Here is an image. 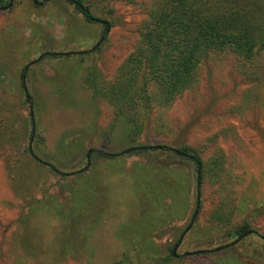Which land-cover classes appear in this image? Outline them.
I'll return each instance as SVG.
<instances>
[{"label":"rangeland","instance_id":"obj_1","mask_svg":"<svg viewBox=\"0 0 264 264\" xmlns=\"http://www.w3.org/2000/svg\"><path fill=\"white\" fill-rule=\"evenodd\" d=\"M39 1L12 0L9 7L0 9V264H11L8 260L19 247L14 238L23 234L26 224L20 227L15 219L20 204L29 198L34 200L23 207V213L32 212L27 231L39 236L42 249L33 246L24 250L39 258L46 254L43 251L51 252L60 225L56 216L40 213L46 208V193L59 198L57 189L71 182L70 172L87 167V177L98 178L107 205L88 231L86 248L81 252L84 258L89 257V264H110L122 249L120 226L131 212L127 204L132 199L133 163L147 164L151 175L157 168L163 170L160 177L173 179L182 174L185 187L182 183L176 188L178 199L184 200L182 191L188 190L184 216L153 230L152 239L160 247L155 255L167 254L196 211L175 248L176 256L166 264H264V240L260 237L264 234V53L256 57V67L249 63L243 66L225 54L208 56L200 62L194 84L168 105L157 104L153 97L139 134L130 141L126 137L129 123L121 117L111 121L110 107L93 102L80 79L84 65L91 61L106 77L113 75L135 44L145 0H95L92 12L112 24L105 31L99 22H86L67 0ZM25 65L22 87L19 71ZM148 91L156 97L152 88ZM27 101L33 105L35 128L43 136L38 147L34 146L41 162L25 150ZM21 126L24 131L14 134ZM160 144L190 146L205 164L213 159L216 166L219 164L218 182L203 184L197 207L190 185L191 169L169 152L118 154L137 145ZM89 148L118 155L106 158L97 152L88 158L84 169ZM21 159L31 163L29 170L24 167L21 174L9 170L8 164L18 165ZM49 165L64 176L53 173ZM38 171L36 177L32 172ZM27 176L30 181L35 179L30 188H26ZM221 197L233 212L226 223H214L212 209ZM37 199L38 211L33 212L29 205ZM243 220L253 231L232 243L236 237L228 230ZM216 247L220 249L214 250ZM75 262L57 264H82ZM141 264L151 263L143 260Z\"/></svg>","mask_w":264,"mask_h":264},{"label":"trees","instance_id":"obj_2","mask_svg":"<svg viewBox=\"0 0 264 264\" xmlns=\"http://www.w3.org/2000/svg\"><path fill=\"white\" fill-rule=\"evenodd\" d=\"M67 1L73 4L86 22H99L103 25L104 31L111 27L109 20L92 12L95 0ZM118 1L133 3L136 0ZM6 3L7 1L0 0L1 6ZM143 6L144 17L137 24L135 44L117 66L113 75L106 77L98 65L91 61L84 65L80 79L81 85L89 91L93 102L105 103L110 107L111 121L121 117L129 123L126 137L130 141L139 134L142 117L149 111V103L153 97L157 104L168 105L178 94L194 84L197 68L208 56L225 54L237 58L243 66L245 63L254 66L256 57L261 52L264 53V0H145ZM25 72L26 65L19 71V84L22 87ZM151 88L156 92V97L148 91ZM27 102V130L23 133L26 139L25 150L34 160L41 162L37 158L34 146L38 147L43 136L34 125L33 105L30 101ZM111 127L112 125L109 128ZM22 131L24 128L21 126L18 131H14V134H21ZM102 136L105 137L104 131ZM133 148L128 152L136 155L148 151L157 153L167 151L191 169L190 181L193 182L190 185H193L195 192L194 204L197 195L199 197L201 194L204 183L218 182L219 164L216 166L214 159L210 160L208 165L205 164L190 146L170 147L160 144L137 145ZM124 150L118 154L123 153ZM99 153L103 155L105 152ZM96 154V151L90 153L85 151L87 159ZM116 154L104 155L106 158H114ZM17 163L19 164L15 166L10 163L7 167L12 171L17 170L20 174L25 170L24 167L30 169L31 163L25 159ZM48 167L53 173L64 176L56 166ZM131 167L129 191L132 199L127 204L131 212L120 226V234L123 233L122 249L110 259V264H141L143 260L151 264H166L176 256L172 253V249L179 237L173 247L167 249V254L158 257L154 252L159 251L160 247L154 243L152 233L166 222L170 223L184 216L188 190L182 191L184 200L178 199L175 192L182 183L185 187V183L182 182L184 177L182 174L173 179L171 176L160 177L163 170L158 168L154 171L155 175H151L147 164L133 163ZM86 170L80 168L70 172L71 182L63 186L59 185L57 189L59 198L46 193L44 198L46 208L39 212L56 216L60 225L58 236L54 235L55 245L50 248L51 252L43 251L46 254L40 259L35 253L24 250L33 246L42 249L39 236L29 234L27 231L28 215L32 212L29 210V213L26 211L23 213V207L34 200L29 198L20 204L21 210L15 219L20 227L26 224L23 234L14 238V242L19 243L18 251L13 252L10 260L6 257V261L11 264H57L66 260L76 261L75 263L80 261L79 263L82 264L90 263L89 257L84 258L81 251L86 248L88 231L97 224L105 212L107 198L102 187L97 185L98 178H88ZM32 173L36 174V177L40 174L39 171ZM26 179H28L26 188H30L35 179L30 181L28 176ZM10 180L14 179L10 178ZM13 183L15 185L16 182ZM38 200L40 199L35 200L34 206L29 205L33 207V212L38 211ZM232 212V206H227L225 197H221L219 203L212 209L211 221L226 223ZM240 222L228 230V233L236 238L244 232L253 231L248 221ZM260 237L264 240V234H260Z\"/></svg>","mask_w":264,"mask_h":264},{"label":"water","instance_id":"obj_3","mask_svg":"<svg viewBox=\"0 0 264 264\" xmlns=\"http://www.w3.org/2000/svg\"><path fill=\"white\" fill-rule=\"evenodd\" d=\"M11 1H12V0H8L7 3H6L5 5L0 6V9L4 10V9H6L7 7H9L10 4H11ZM45 1H46V0H41V1L38 2V4H42V3L45 2ZM104 33H105V32H104ZM103 35H104V34H103ZM103 35H102V37H103ZM102 37H101V39H102ZM30 115H31V113H30ZM133 149H134L133 147H130V148L125 149L124 152H128V151H131V150H133ZM92 151L99 152L100 150H99V149H96V148H89V149L87 150V153H90V152H92ZM45 164H46V163H45ZM88 164H89V160L87 159V160H86V164H85V166H84V169H85L86 166H88ZM196 207H197V202H196ZM195 213H196V211L194 210V212H193L192 215H191V220H190L189 224L184 228V230H183L182 233H185V232L188 230V228L190 227V225H191V223H192V221H193V219H194ZM249 232H250V231L244 232V233L241 234L239 237H237L236 239H234V240L232 241V243L237 242L241 237H243L244 235L248 234ZM182 235H183V234H180V236H179V238H178V240H177V243L174 245V247H173V249H172V253H173V254H174L175 248L177 247L178 243L180 242V240H181V238H182ZM218 249H220V247H216V248H214V250H218Z\"/></svg>","mask_w":264,"mask_h":264},{"label":"flooded vegetation","instance_id":"obj_4","mask_svg":"<svg viewBox=\"0 0 264 264\" xmlns=\"http://www.w3.org/2000/svg\"><path fill=\"white\" fill-rule=\"evenodd\" d=\"M33 2H35V0H33Z\"/></svg>","mask_w":264,"mask_h":264}]
</instances>
